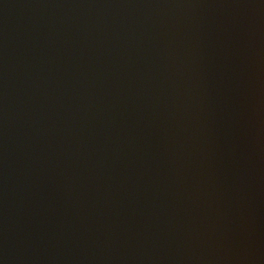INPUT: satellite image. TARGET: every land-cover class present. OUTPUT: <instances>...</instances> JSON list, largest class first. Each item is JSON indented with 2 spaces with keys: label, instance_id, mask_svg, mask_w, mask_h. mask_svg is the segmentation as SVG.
<instances>
[{
  "label": "water",
  "instance_id": "95a60500",
  "mask_svg": "<svg viewBox=\"0 0 264 264\" xmlns=\"http://www.w3.org/2000/svg\"><path fill=\"white\" fill-rule=\"evenodd\" d=\"M0 264H264V0H0Z\"/></svg>",
  "mask_w": 264,
  "mask_h": 264
}]
</instances>
